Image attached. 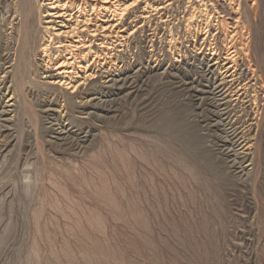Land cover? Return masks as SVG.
<instances>
[{
  "label": "rangeland",
  "instance_id": "374dc122",
  "mask_svg": "<svg viewBox=\"0 0 264 264\" xmlns=\"http://www.w3.org/2000/svg\"><path fill=\"white\" fill-rule=\"evenodd\" d=\"M46 2L0 0V264H264V0L114 4L164 8L72 93Z\"/></svg>",
  "mask_w": 264,
  "mask_h": 264
},
{
  "label": "bare ground",
  "instance_id": "6f19581e",
  "mask_svg": "<svg viewBox=\"0 0 264 264\" xmlns=\"http://www.w3.org/2000/svg\"><path fill=\"white\" fill-rule=\"evenodd\" d=\"M124 1L47 0L43 17L45 18L48 33L54 37L55 49L54 55L52 54L53 58L49 57L50 59L46 60V67L52 71V74L48 75L50 83L67 89L72 93L82 85L84 86L87 80L94 77L97 63L99 67L96 72L100 73L102 78H105L103 73L107 65L108 55H111L110 45L111 41L113 42L112 38L119 41L118 39L130 36L132 32L141 26H138V19L143 20L152 15L151 13L159 12L158 10L164 8L162 3L156 5L145 3L142 9L143 12L140 16H135V24L132 26L133 24L130 25L127 21L121 22L120 18H113L110 13V8L114 4L122 6ZM135 2L137 0H132L131 4ZM127 7L126 5L122 8L123 12L129 10L130 7ZM129 14L127 20L131 18ZM190 18L188 16L187 20ZM236 25L235 33L237 32ZM46 50L48 49L43 45V56L44 53L46 54ZM106 78L105 80L108 81Z\"/></svg>",
  "mask_w": 264,
  "mask_h": 264
}]
</instances>
